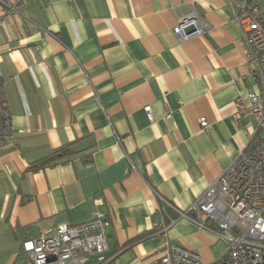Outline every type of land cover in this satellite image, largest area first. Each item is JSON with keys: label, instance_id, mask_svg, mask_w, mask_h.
Here are the masks:
<instances>
[{"label": "crops", "instance_id": "crops-1", "mask_svg": "<svg viewBox=\"0 0 264 264\" xmlns=\"http://www.w3.org/2000/svg\"><path fill=\"white\" fill-rule=\"evenodd\" d=\"M4 1L0 70L14 132L0 146V264L22 258L25 238L97 213L121 264H154L168 243L221 258L222 234L185 218L165 234L153 223L160 196L188 208L257 128L252 115L242 126L233 118L236 99L260 90L235 19L253 0ZM193 8L212 27L180 42L172 29ZM67 145L71 156L32 167Z\"/></svg>", "mask_w": 264, "mask_h": 264}, {"label": "built area", "instance_id": "built-area-1", "mask_svg": "<svg viewBox=\"0 0 264 264\" xmlns=\"http://www.w3.org/2000/svg\"><path fill=\"white\" fill-rule=\"evenodd\" d=\"M0 2L8 5L4 0ZM238 8L235 19L247 44L246 62L253 65L260 90L249 92L247 98L236 99L233 118L242 126L241 118L252 115L257 128L248 130L247 143L238 156L188 208H179L160 196L163 208L153 223L156 233L165 234L185 218L222 234L229 245L221 258L205 262L198 252L168 243L154 264H264V9L259 0L239 2ZM211 27V22L193 8L179 18L172 33L178 41L184 42L204 35ZM144 110L153 122L152 106ZM166 117L170 119L172 114L169 112ZM200 122L203 129L210 126L205 117ZM13 132L6 81L0 70V146ZM108 225L104 213L80 223H61L38 236L25 238L21 245L22 258L11 264H121L109 252Z\"/></svg>", "mask_w": 264, "mask_h": 264}, {"label": "trees", "instance_id": "trees-1", "mask_svg": "<svg viewBox=\"0 0 264 264\" xmlns=\"http://www.w3.org/2000/svg\"><path fill=\"white\" fill-rule=\"evenodd\" d=\"M73 153L74 150L72 149V145L61 147L53 151L51 155L47 156L44 159H41L38 163H36L32 167L35 169H39L46 166L56 165L59 161L64 160V158L71 156Z\"/></svg>", "mask_w": 264, "mask_h": 264}]
</instances>
